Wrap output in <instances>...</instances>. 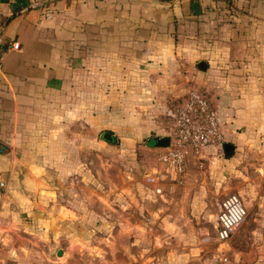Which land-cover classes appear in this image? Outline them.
Instances as JSON below:
<instances>
[{
  "label": "crops",
  "instance_id": "crops-1",
  "mask_svg": "<svg viewBox=\"0 0 264 264\" xmlns=\"http://www.w3.org/2000/svg\"><path fill=\"white\" fill-rule=\"evenodd\" d=\"M39 4L2 22L1 14L10 12L0 0V44H9L0 57L3 241L33 220L54 192L66 196L62 207L70 205L63 201L69 200L65 176L78 171L80 149L95 155L90 149L101 144L94 132L112 125L113 112L120 113L126 132L120 135L127 141L144 137V131L157 135L159 119L148 118L144 126L143 112H160L166 97L196 83L232 139L233 152L226 158L258 140L264 129V0ZM200 62L204 69L198 68ZM184 167L185 162L179 173L166 166L172 179ZM230 256L241 264H264V241L233 247Z\"/></svg>",
  "mask_w": 264,
  "mask_h": 264
},
{
  "label": "rangeland",
  "instance_id": "rangeland-1",
  "mask_svg": "<svg viewBox=\"0 0 264 264\" xmlns=\"http://www.w3.org/2000/svg\"><path fill=\"white\" fill-rule=\"evenodd\" d=\"M190 90L205 95L215 111L195 83L166 97L160 112H143L144 126L148 118L159 119L157 135L144 131V137L127 141L120 135L126 134L120 113L113 112L107 129L115 134L113 141L102 139L97 129L96 144L101 145L90 149L95 155L80 149L78 171L65 176L69 200L63 201L70 205L62 207L66 196L61 198L60 191L48 197L33 220L12 229L0 244V264H223L222 254L232 258L233 247L263 242L264 129L256 142L231 157H225L223 145L206 147L202 152H212L201 158L187 155L184 172L176 179L159 160L163 150L151 146V138L168 136L176 107ZM231 142L224 134V143ZM157 182L161 192L155 190ZM236 193L247 214L221 244L215 215L219 203ZM62 211L67 212L65 222Z\"/></svg>",
  "mask_w": 264,
  "mask_h": 264
},
{
  "label": "built area",
  "instance_id": "built-area-1",
  "mask_svg": "<svg viewBox=\"0 0 264 264\" xmlns=\"http://www.w3.org/2000/svg\"><path fill=\"white\" fill-rule=\"evenodd\" d=\"M169 140V147L160 152L159 160L179 173L183 171L187 155L197 156L206 147L223 145L224 134L219 119L201 92L190 90L181 99L173 114ZM0 186L3 187L4 183ZM246 214L247 210L237 194H230L221 201L217 216V239L221 244L227 243ZM2 242L0 237V244ZM221 260L223 264H241L226 255Z\"/></svg>",
  "mask_w": 264,
  "mask_h": 264
},
{
  "label": "trees",
  "instance_id": "trees-1",
  "mask_svg": "<svg viewBox=\"0 0 264 264\" xmlns=\"http://www.w3.org/2000/svg\"><path fill=\"white\" fill-rule=\"evenodd\" d=\"M41 2V4L36 5L37 8H47L48 5L50 3L53 2V0H5V3L8 6L9 12L10 14H1V20L2 22L5 21L10 15L24 9L27 8L31 5H34L35 3H39ZM8 43H1L0 44V57L2 56V54L7 50L8 48ZM111 133V131L109 130H105ZM103 131V132H105ZM102 132V134H103ZM112 134V133H111ZM113 137V134H112ZM113 141V140H112Z\"/></svg>",
  "mask_w": 264,
  "mask_h": 264
},
{
  "label": "water",
  "instance_id": "water-1",
  "mask_svg": "<svg viewBox=\"0 0 264 264\" xmlns=\"http://www.w3.org/2000/svg\"><path fill=\"white\" fill-rule=\"evenodd\" d=\"M32 6H29L27 7L28 8H31ZM21 11V10H20ZM20 12H16L15 14H13L12 17L16 16L17 14H19ZM10 19V18H9ZM8 19V20H9ZM7 20V21H8ZM198 68L200 69H204L205 68V63L204 62H200L198 64ZM102 137L104 140H106L107 142H112L113 140V137H112V134L108 131H105L103 132L102 134ZM151 139H154V142L151 146L155 147V148H159V149H165L167 147H169V144H170V140H169V137H163V138H151ZM223 149H224V153H225V156H230L233 152V145L229 144V143H224L223 144Z\"/></svg>",
  "mask_w": 264,
  "mask_h": 264
}]
</instances>
